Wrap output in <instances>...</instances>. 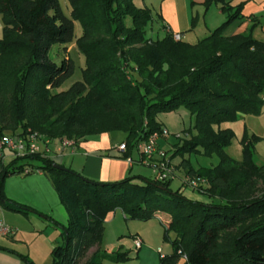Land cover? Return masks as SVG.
I'll return each instance as SVG.
<instances>
[{"label": "trees", "instance_id": "obj_1", "mask_svg": "<svg viewBox=\"0 0 264 264\" xmlns=\"http://www.w3.org/2000/svg\"><path fill=\"white\" fill-rule=\"evenodd\" d=\"M68 2L70 17L60 0H0V139L31 130L53 141L75 140L78 147L88 137L121 132L127 134L123 157L128 159L140 142L165 129L156 120L159 114L183 107L195 119L196 135L177 146L174 157L218 156V165L210 169L196 171L182 163L185 178L202 181L197 191L210 201L189 199L183 186L173 190L174 180L156 175L92 181L56 168L55 161L38 154L8 163L0 159V207L43 217L7 198L4 187L9 177L25 175L26 169L29 175L42 171L51 178L69 216L66 226L56 224L65 244L53 250L52 264L127 262L129 256L120 252H97L83 262L101 245L105 220L116 210L127 220L142 222L169 217L161 223L172 254L160 264H181V259L184 264H264V166L254 163V142L247 138L242 140L243 161L230 158L226 149L235 134L220 128L260 115L264 106V42L254 39L256 26L247 34L225 36L232 22L245 18L244 4L206 0V10L220 5L223 13H232L224 25L191 45L171 34L148 39L152 11L137 7L134 0ZM75 22L82 28L76 45L86 58L84 80L58 92L73 74L74 62L64 55L57 63L50 52L55 45L69 50ZM23 159L39 165L18 166ZM167 159L173 166L172 158ZM18 257L23 264H35L27 256Z\"/></svg>", "mask_w": 264, "mask_h": 264}, {"label": "crops", "instance_id": "obj_2", "mask_svg": "<svg viewBox=\"0 0 264 264\" xmlns=\"http://www.w3.org/2000/svg\"><path fill=\"white\" fill-rule=\"evenodd\" d=\"M205 1L206 0H191L193 3L191 21V17L187 14L189 0H160V2L156 4L157 7H154L153 3L150 4L151 8L154 10L149 7L147 0H134L137 7L149 8L152 11L153 17L154 12H157L155 8H158L159 13L157 12L155 15H157L156 17L160 28L165 31V27H169L173 32L181 34L182 41L189 44H193V42H195L194 40L197 39L198 42L202 40L199 39V36L195 32V30L198 29L193 28L196 22L197 26H200L202 14L204 19L207 20L213 9L218 10L217 5L212 6L209 10H206L204 6ZM252 1L253 0H233L232 6H237L238 3H243L245 12L243 13L244 16H246V14L250 16H255L254 14L257 16L264 15L263 1L256 2L254 0V7H251ZM205 10L206 14L204 15ZM194 14L196 15L194 16ZM250 19H252V17H245L242 22L243 24L240 26V30H244L242 32L243 34H247L249 32L251 27ZM153 21L155 22L156 19L153 18ZM205 25L208 30L211 29L207 23H205ZM257 31L258 29L254 30L253 36L257 34ZM237 34L238 33H235V31H231L229 34L227 31L225 32V36H234ZM165 35H167L166 31ZM159 39L160 38L158 37V40ZM161 125L163 128L168 130L169 127L165 123H161ZM119 133L120 132H115L88 137L85 139V142H83V140L79 142L75 151L68 149L62 155L58 153V141L48 146V149L43 147V151L45 152V155L55 161L56 164L71 169L92 181L108 183L118 182L129 177L146 178L142 172L145 171V167L149 166L141 163L140 156L135 153L132 158L136 163L129 164L127 159L123 157L124 153L119 151V147L125 142V140L120 139V136H117ZM125 136L127 137V134H125ZM165 141L168 144L170 140L159 139L158 147L160 150H162L161 144L165 143ZM166 155L170 158L167 153ZM158 157L159 156L154 159L160 160ZM6 163L8 162L6 161ZM28 164L38 166L39 162H36L35 164ZM153 177L154 174H151L150 178ZM175 182L178 183V188L182 187L179 180H175ZM183 189L185 196L189 199L201 202L210 201L206 197L193 193L184 187ZM4 193L10 200L38 211L43 215V217L35 214L25 216L8 210L6 211L0 207V222H4L14 232L12 236L6 237V239L8 238L13 241L14 246L12 244L8 245V243L5 245L4 241L7 240L5 238H1L0 236V239H3L0 242V247L10 250V254L13 252V256L10 255V257H14L10 258L6 256V258H1L0 262L5 259H9L14 262V264H23L18 257V255H23L32 259L35 264H43L42 262L52 264L53 250L65 244L63 230L58 225L66 226L69 216L61 203L59 194L55 190L51 178L43 172L31 175L12 176L9 177L5 183ZM119 216H122L127 220L122 211L116 210L114 213L108 215L106 222L113 223ZM158 220L161 223L160 218L150 220L146 223H152ZM160 231L162 236L164 231L162 228H160ZM137 236L143 240V247L140 250L142 251L146 245L150 243L151 237L144 235L141 231H136L133 235H131L133 239ZM94 249L97 250V252H100L101 247L96 246L91 249V251ZM140 251H136V253L139 255ZM3 252V250H0V256L3 255Z\"/></svg>", "mask_w": 264, "mask_h": 264}, {"label": "rangeland", "instance_id": "obj_3", "mask_svg": "<svg viewBox=\"0 0 264 264\" xmlns=\"http://www.w3.org/2000/svg\"><path fill=\"white\" fill-rule=\"evenodd\" d=\"M225 1L226 3H229L232 6L233 0H225ZM253 1L251 2V7H254ZM255 1L256 2L263 1V8H264V0H255ZM147 2H148L149 7L151 8V5H150L151 3L154 4V7H157L156 4H158L160 0H147ZM60 4H61L64 14L67 17H70L71 8H70L68 0H60ZM241 4L243 3H238L237 6ZM188 5L189 7L187 10V14L188 16L191 17V21H192L191 13H192L193 3L191 2V0H189ZM143 6L145 7L144 4ZM213 6H216V5H213ZM217 6H218V10L213 9V11L209 14L207 20L204 19V16L202 14V17L200 20V26L199 25L197 26V22L195 23V26L193 28L198 29V30H195V32L199 36V39H203L204 37L209 36L210 33L215 31L222 25H224L230 18V14L232 12L223 13L221 6L220 5H217ZM233 7H236V6H233ZM155 9L159 13V9L158 8H155ZM157 12H154V18L156 19V21L155 22L152 21L148 25V28L146 30L147 38L152 39L154 41H157L158 37L160 38L159 40H163L166 37L165 31H163L160 28L157 17H156L157 15H155ZM243 13H245L244 10H243ZM205 14H206V10L204 12V15ZM195 15L196 14H194V16ZM254 15L255 16H250L246 14L245 17L246 18L252 17V19H250L251 20L250 25L251 27L255 25L256 26L255 30L258 29L257 34L254 36V39L260 42H264V15L262 16L261 15L257 16L256 14ZM253 18H255L256 21L255 20L253 21ZM244 19H238L232 22L227 27V30H226L227 33L229 34V32L235 31V33L243 34L242 32L244 30H240L241 28L240 26L243 24L242 22ZM129 23H130L129 25L132 24L131 22ZM205 23L209 25V28L211 27L210 30H208ZM160 30H161V33H160ZM3 31H4V19H3V16L0 15V40H2L4 37ZM81 35H82L81 23L75 22V39L73 43L67 46L69 50L65 52L63 46L55 45L50 52L51 60L57 63H60L62 61V59L64 58V55L70 57L74 62L73 74L57 90L58 92L67 91L75 83L83 82L84 80L83 71L86 67V58L80 52L79 48L76 45V41ZM194 41L195 42H193V44L191 45H195L198 43V39ZM156 120L158 123H165L169 127L168 128V131L170 133L169 138H168L170 140L169 143L167 144L165 141V143L161 144L162 150H160L159 147H157V150L163 151L165 154L167 153L170 156V158H172V164L173 166H175V171H176L174 182L175 180H179V182L185 189H188L192 191L193 193H197L198 195H200L197 191V187L196 188L192 187L190 183L186 182L187 179L185 178V173H183L182 163L184 161H187L191 165V167L194 168L196 171H199L201 169H210L218 165L219 163L218 156L217 155L205 156V155H200V154H195V153H184V155H176L174 157L175 149L177 148V146L182 144L186 139L188 140L189 138H191V135L192 136L196 135V130L194 129L195 119L187 109L182 107L176 112L161 113L157 116ZM220 128L221 129H231L235 134V138L233 142L226 149V154L230 158H232L236 162L243 161L242 140L244 138H247L254 142L253 143L254 144V150H253L254 163L258 166H264V106L262 109V113L260 115H247V116L242 117L238 121L222 124ZM215 129L217 128L215 127ZM185 134H189V137L187 138ZM179 135H181V138H179ZM117 136H120L121 140H126L125 139L126 136L124 133L120 132L119 134H117ZM161 139L165 140L164 138H161ZM85 141L86 140H83V142ZM11 159L12 158L8 156L6 161L9 162ZM28 163L35 164L36 161L30 160V159H23V160H20L17 165L18 166L27 165ZM145 168L147 170L145 169V171L142 173L144 177L150 178L151 174L153 175V168H149V167H145ZM171 187L173 190H176L178 189L179 186H178V183L175 182L173 183V186L171 185ZM204 199L207 200L206 198ZM161 219L165 221V220H168L169 217L166 215H162ZM106 223L107 222L105 220L103 237H102V241L100 245L101 247L100 252L108 253L110 255L120 252L123 254H127L130 259L124 263H113L110 261H104L103 264H160V261L162 258L172 254V245L167 240H165L164 234L161 236L160 228H162L163 231H164V228L159 220L152 222V223H146V222H142L138 220H126L124 217L119 216L117 217L115 222L107 223V224ZM156 226H159V227H156ZM136 231H141L144 235L151 237L150 243L146 245V247L142 251L139 252V255L136 253L134 239L131 237V235H133ZM0 236L3 239L4 238L6 239L7 237L3 235H0ZM170 237H171V240H174L176 238L175 233L171 232ZM3 239H0V242ZM6 240L7 241H4L5 245H7V243L8 245H11V244L13 245V241H11V239L7 238ZM96 253H97V250L95 249L90 251L89 254L86 256V259L83 262L85 263L89 261L92 258V256L95 255ZM2 254L3 255L0 256V259L6 258V256L10 257V255L13 256V254L12 253L10 254L8 251H4ZM10 258H14V257H10ZM180 262L181 264H184V259H181ZM0 263L14 264V262H12L9 259H5L4 261ZM42 263L47 264V262H42Z\"/></svg>", "mask_w": 264, "mask_h": 264}, {"label": "built area", "instance_id": "obj_4", "mask_svg": "<svg viewBox=\"0 0 264 264\" xmlns=\"http://www.w3.org/2000/svg\"><path fill=\"white\" fill-rule=\"evenodd\" d=\"M167 34H171L175 41H182V35L179 33L173 32L169 27H165ZM264 100V99H263ZM169 131L163 129L162 133H155L151 135L148 140L140 142L136 148V153L140 156L141 163L153 168V174L158 176L161 180H174L175 179V169L171 165L170 161L167 159V155L158 151V141L161 138L168 139ZM181 135H179V138ZM56 141L47 139L38 133H33L29 130L24 135H5L0 139V159L6 162L8 156L11 158H25L34 155H45L43 147L48 149V146L53 144ZM58 153L62 155L66 150L72 149L75 151L77 149V142L70 139H62L58 141ZM48 151V150H47ZM119 151H125V145L119 147ZM160 158V160H155L154 158ZM129 164L136 163L133 158L127 159ZM31 173L30 169L25 170V175ZM36 173H42V171H36ZM186 182L190 183L192 187H199L201 183L200 180H190L186 178ZM14 234L13 230L6 225L4 222H0V235L3 236H12ZM134 244L136 251H140L143 247V240L137 236L134 237Z\"/></svg>", "mask_w": 264, "mask_h": 264}, {"label": "water", "instance_id": "obj_5", "mask_svg": "<svg viewBox=\"0 0 264 264\" xmlns=\"http://www.w3.org/2000/svg\"><path fill=\"white\" fill-rule=\"evenodd\" d=\"M55 167H56V168H60V166H59V165H55Z\"/></svg>", "mask_w": 264, "mask_h": 264}]
</instances>
